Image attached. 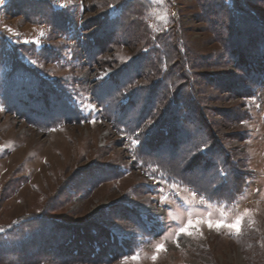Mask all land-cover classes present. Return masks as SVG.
Here are the masks:
<instances>
[{"label":"rangeland","instance_id":"374dc122","mask_svg":"<svg viewBox=\"0 0 264 264\" xmlns=\"http://www.w3.org/2000/svg\"><path fill=\"white\" fill-rule=\"evenodd\" d=\"M247 3L264 18V0ZM246 23L229 29L239 35L235 51L250 57L251 78L224 58L200 0H0V35L74 107L68 116L46 102L21 114L0 100V252L8 259L0 264H264V56ZM141 24L159 49L171 31L201 58L190 67L197 90L187 106L200 107L216 147L247 170L234 200L170 179L158 162L179 154L168 143L159 153L143 148L141 100L129 107L126 90L151 82L138 58L152 46ZM206 145L201 155L227 175ZM242 215L240 234L195 223ZM189 219L192 235L180 233Z\"/></svg>","mask_w":264,"mask_h":264},{"label":"trees","instance_id":"16d2710c","mask_svg":"<svg viewBox=\"0 0 264 264\" xmlns=\"http://www.w3.org/2000/svg\"><path fill=\"white\" fill-rule=\"evenodd\" d=\"M200 1L202 12L209 22V29L215 35L216 41L227 47V55L224 58H228L230 62H235L238 68L247 71L248 73L245 74L251 78V73L247 68H244L250 57L247 56L246 51H235L237 50L235 49L237 44L235 37L236 34L239 35L237 32L235 35L232 34L229 28L243 20L247 22L243 28L249 29V27L255 26L257 31L253 49L256 54L264 56V49L262 48V45L264 46V18L255 9L249 7L247 0ZM215 17L219 18V21L215 22L213 20ZM136 27L139 28L137 25L129 27V32L137 35L139 30ZM125 31L127 30L125 29ZM169 33L172 35V40L166 41L168 37L161 39L162 49H159L156 44L152 43L150 34L141 24V41L143 40L147 46H152L148 51L139 52L138 58L144 64L141 75H146L151 82L150 84L133 82L127 86L128 88L126 87L129 107L133 108L138 99L141 100V111L136 118L138 122H141V143L143 148L151 149V154L162 152L166 143L170 145L174 153L179 152L178 155L164 154L162 159H158L161 170L167 169L169 177L173 176L170 179L180 180L187 186L195 188L198 186L200 189L206 190L205 192L217 193L221 199L234 200L249 174L244 167L242 170L240 165L228 162L231 158H227V152L221 147H216L217 145L213 141L214 137L209 130V122L207 123V118H204V113L200 107L195 105V102H190L193 106L192 110L189 109L191 107L187 106L188 97L192 92L195 94L194 88L197 90L194 86L196 84L191 81L194 72L190 67L192 69L194 66L201 67V58L194 56L196 52L189 49L188 46L185 50V45L181 43L179 34L177 36L173 35L171 31ZM20 48L13 45L5 36L0 35L1 103L6 104L8 110L22 114L21 108L28 109L31 108L29 107L31 105L41 107L46 102H51L53 106L60 107V113L65 110L67 111L66 115H72L74 107L62 100L64 92L57 89L56 82L43 78L36 69L25 63L18 51ZM156 79L159 80L156 81ZM237 114V112L234 113V115ZM191 119L197 122L198 127ZM150 120H152V124L149 122ZM183 131L187 134L185 138H182L181 132ZM192 132L193 135H190ZM205 144H210L211 151L213 149L224 158L226 180L223 179V175L219 174L220 172L215 171L219 169V165L201 155L199 149ZM197 174L203 175L206 179L209 177L211 185L209 189H207L209 182L198 184ZM198 179L202 180V178ZM1 250L5 251L2 248ZM0 257L8 260L6 253L2 255L0 252Z\"/></svg>","mask_w":264,"mask_h":264},{"label":"snow or ice","instance_id":"6c2138e0","mask_svg":"<svg viewBox=\"0 0 264 264\" xmlns=\"http://www.w3.org/2000/svg\"><path fill=\"white\" fill-rule=\"evenodd\" d=\"M43 35V34H42ZM27 43V41H26ZM37 43H39L37 41ZM94 107V106H93ZM133 145H138L140 143V141L138 139L136 140H133L132 141ZM208 146L205 144L204 145V148L201 149L202 151L205 150ZM223 179H227L226 176L223 177ZM244 220V216H239L236 218L235 222H221V221H212L211 219L207 220V221H196L195 223L196 224H200V223H207L209 228H213L215 227L217 230H219L221 227L223 228H227V229H230V230H234L236 234H240V231H241V225H242V222ZM194 226V222L193 220L189 219L188 222H187V225L186 226H182L180 229H179V232L180 233H186L188 235H192L191 231H189V229L191 227ZM0 231H2V229H0ZM163 248V245L162 244H157L156 245V249H157V252H159L161 249ZM153 260H156L157 259V256H153L152 257Z\"/></svg>","mask_w":264,"mask_h":264}]
</instances>
